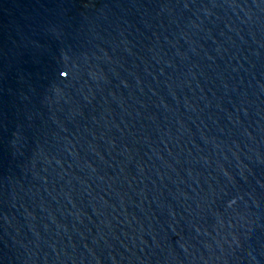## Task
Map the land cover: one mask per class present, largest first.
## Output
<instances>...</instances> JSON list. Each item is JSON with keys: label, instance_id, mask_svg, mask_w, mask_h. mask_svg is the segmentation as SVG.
Masks as SVG:
<instances>
[{"label": "water", "instance_id": "95a60500", "mask_svg": "<svg viewBox=\"0 0 264 264\" xmlns=\"http://www.w3.org/2000/svg\"><path fill=\"white\" fill-rule=\"evenodd\" d=\"M0 264H264V0H0Z\"/></svg>", "mask_w": 264, "mask_h": 264}]
</instances>
